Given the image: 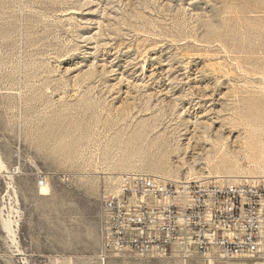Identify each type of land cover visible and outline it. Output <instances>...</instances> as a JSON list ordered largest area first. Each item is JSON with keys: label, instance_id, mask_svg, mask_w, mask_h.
<instances>
[{"label": "rangeland", "instance_id": "rangeland-1", "mask_svg": "<svg viewBox=\"0 0 264 264\" xmlns=\"http://www.w3.org/2000/svg\"><path fill=\"white\" fill-rule=\"evenodd\" d=\"M263 74L264 0H0V264H102L127 176L261 178Z\"/></svg>", "mask_w": 264, "mask_h": 264}, {"label": "built area", "instance_id": "built-area-1", "mask_svg": "<svg viewBox=\"0 0 264 264\" xmlns=\"http://www.w3.org/2000/svg\"><path fill=\"white\" fill-rule=\"evenodd\" d=\"M262 148L263 175L256 180L127 176L117 194L100 201L99 261L133 255L264 264V119ZM37 186L47 187L46 179Z\"/></svg>", "mask_w": 264, "mask_h": 264}, {"label": "bare ground", "instance_id": "bare-ground-1", "mask_svg": "<svg viewBox=\"0 0 264 264\" xmlns=\"http://www.w3.org/2000/svg\"><path fill=\"white\" fill-rule=\"evenodd\" d=\"M0 168H1V165H0ZM2 169H3V168H2ZM2 169H0V170H2ZM47 190H48V187H43V188H41V194H46ZM9 226H10V225H9ZM9 226H7V225L4 226V228H5L8 232L11 231Z\"/></svg>", "mask_w": 264, "mask_h": 264}, {"label": "crops", "instance_id": "crops-1", "mask_svg": "<svg viewBox=\"0 0 264 264\" xmlns=\"http://www.w3.org/2000/svg\"><path fill=\"white\" fill-rule=\"evenodd\" d=\"M177 258H174L173 260H176ZM177 260H179V259H177ZM196 260H199V261H202V260H200V259H196ZM181 261V260H180ZM174 263H176V261H173ZM182 262V264H186V262H183V261H181ZM204 264H206L204 261H202ZM168 263H170V262H168ZM214 263H216V262H214ZM214 263H212V264H214ZM254 264H261V263H254Z\"/></svg>", "mask_w": 264, "mask_h": 264}]
</instances>
